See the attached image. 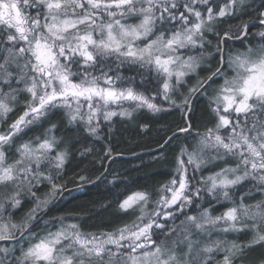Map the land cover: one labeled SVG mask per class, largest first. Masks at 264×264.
I'll return each mask as SVG.
<instances>
[{"label":"rangeland","instance_id":"374dc122","mask_svg":"<svg viewBox=\"0 0 264 264\" xmlns=\"http://www.w3.org/2000/svg\"><path fill=\"white\" fill-rule=\"evenodd\" d=\"M20 1L0 0V24L13 23L17 29L7 34L14 50L6 53L4 74L23 68L15 82L26 93L11 120L6 118L13 105L0 94V237L19 232L60 188L53 174L66 153L58 148L53 127L25 138L29 127H39L44 115L58 109L69 123L98 135L112 128L114 118L134 117L138 107L184 109L202 82L199 70L219 54V19L246 2L33 0L29 6L38 8L33 11L38 16L27 24ZM258 21L243 35V47L225 50L217 80L202 91L216 116L214 126L187 136L189 146H180L176 175L156 199L138 192L126 196L121 212L137 210L128 223L108 231L86 233L69 215L44 219L39 232L0 244V264H234L236 255L250 259L252 253L239 252L227 258L234 250L232 230L238 235L249 227L239 221L253 223L255 232L260 226L264 230V190L252 186L255 178L264 182V129L253 132L248 123L264 114V10ZM226 31L238 37L240 29ZM126 66L143 67L144 73L137 70L128 79L121 71ZM5 75L0 79L5 81ZM132 81L149 93L132 87ZM217 159L225 160L223 166L207 171L206 164ZM42 184L43 191L34 190ZM243 192L260 194V201L236 209L234 199ZM215 193L230 205L219 216L201 209L203 198ZM24 196L31 198V207L13 215Z\"/></svg>","mask_w":264,"mask_h":264},{"label":"trees","instance_id":"16d2710c","mask_svg":"<svg viewBox=\"0 0 264 264\" xmlns=\"http://www.w3.org/2000/svg\"><path fill=\"white\" fill-rule=\"evenodd\" d=\"M245 1V4H241L238 9H233L232 13H228L219 19L216 27V34L220 37L219 54L209 59L208 65L199 70L202 82L190 94L184 109L155 112L147 107H138L134 117L125 120L114 118L111 121L112 128L109 126L107 130L103 129V132L98 135L88 133L80 123H69L63 111L58 109L44 115L39 127H29L24 134L25 138L33 137L34 134L41 132L48 125L53 127L52 133L57 138V146L66 153L58 171L55 173L53 170L57 176L53 174V180L60 185V188L57 196L44 210L38 212L36 217L26 223L14 236L0 237V244L2 242L15 243L25 234H30L33 231L39 232L41 228L39 223L42 220L55 219L65 215L74 216L78 226L86 233L113 230L126 222L128 223L131 215L137 210L135 206L136 208L121 212L119 204L123 198L138 192L144 194L149 201L156 199L163 186L176 175L180 146H189L187 136L194 132L206 131L214 126L216 116L207 99L202 97V91H206L217 80L216 75L224 67L225 50L233 45L243 47L241 41L244 36L231 39L236 36L231 37L232 35H230L229 38L226 30L235 28L236 32H239L240 29L237 34L239 36L243 26L253 22L247 28V33L252 31L259 24L258 20L264 9V0ZM27 2L21 0L19 9L29 24L30 17L33 15L37 18L38 15L33 13L36 8L29 6L33 0H27ZM9 33L17 34L15 25L13 23L10 26L6 23L0 24V38H4V40L2 39L4 44L0 47L1 75H5L4 72L6 71L3 64L6 53L14 50L8 47L10 42L7 40V34ZM228 43L232 45L228 47ZM260 43H264V36ZM21 69L23 68H16L10 76L5 75V81L0 79V94L10 98L13 105L6 120H11L18 115L24 105L23 102L26 100L22 83L15 82V77L18 76ZM137 70L144 73V68L139 66H126L121 69L123 76L128 79ZM187 79L189 80V77ZM146 81L149 82L148 76H144L142 82L146 84ZM139 83L132 81L131 86H142L144 90L146 89V93H149L148 84H146V88L144 84ZM182 87L184 89V86ZM10 89L12 90L11 94H9ZM261 116L262 118H260ZM250 121L253 123L251 131L264 129L263 113L250 117L249 124ZM223 161L225 160L217 159L204 166H206L207 171L218 170L225 163ZM111 176L114 177L113 181H109ZM252 186L255 189L264 190V182L256 181V178L255 184ZM43 187L42 184L34 190L41 192ZM245 192L242 193L245 198L239 200L242 195L240 194L237 199H234L235 202L232 206H235L236 209L243 204H257L260 201V194L254 196L255 194ZM220 196V194L215 193L211 195L213 198L204 197L203 204L201 202V209H207L211 216L221 215L230 205L219 201ZM31 202V198L22 197L18 203L19 206L13 210V215L27 211L31 207ZM239 223L249 227H245L241 230L243 232H239L238 235H235L236 232L232 230V239L229 241L233 243L231 245H233L234 250L230 252L227 259H231L230 257L236 255L237 252L240 255L252 253L251 258H247V261L241 260V256L236 255L234 264H262L264 262V238L260 239L259 236L264 235L263 227L260 226L259 228L262 230L255 232L254 229L250 228V226L253 227V223L240 221ZM256 238L259 239L255 240Z\"/></svg>","mask_w":264,"mask_h":264},{"label":"water","instance_id":"95a60500","mask_svg":"<svg viewBox=\"0 0 264 264\" xmlns=\"http://www.w3.org/2000/svg\"><path fill=\"white\" fill-rule=\"evenodd\" d=\"M264 10V9H263ZM253 22H249L247 23L244 27H243V30H242V33L238 36V37H235V38H231V39H238V38H241L245 33H246V30L247 28L252 25ZM228 37V36H227ZM230 38V37H229Z\"/></svg>","mask_w":264,"mask_h":264},{"label":"bare ground","instance_id":"6f19581e","mask_svg":"<svg viewBox=\"0 0 264 264\" xmlns=\"http://www.w3.org/2000/svg\"><path fill=\"white\" fill-rule=\"evenodd\" d=\"M8 214V213H7Z\"/></svg>","mask_w":264,"mask_h":264}]
</instances>
